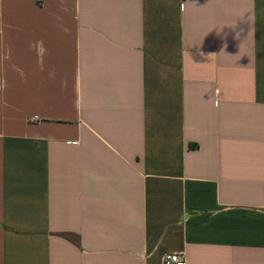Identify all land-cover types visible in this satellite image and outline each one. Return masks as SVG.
<instances>
[{"label": "crops", "instance_id": "obj_1", "mask_svg": "<svg viewBox=\"0 0 264 264\" xmlns=\"http://www.w3.org/2000/svg\"><path fill=\"white\" fill-rule=\"evenodd\" d=\"M264 264V0H0V264Z\"/></svg>", "mask_w": 264, "mask_h": 264}, {"label": "built area", "instance_id": "obj_2", "mask_svg": "<svg viewBox=\"0 0 264 264\" xmlns=\"http://www.w3.org/2000/svg\"><path fill=\"white\" fill-rule=\"evenodd\" d=\"M164 264H186L185 255L180 253L167 254L163 258Z\"/></svg>", "mask_w": 264, "mask_h": 264}]
</instances>
